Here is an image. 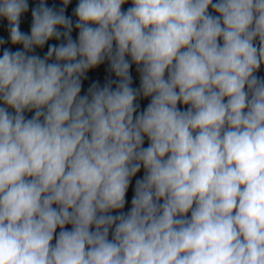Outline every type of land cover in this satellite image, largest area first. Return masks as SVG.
Here are the masks:
<instances>
[{"label": "clouds", "instance_id": "1", "mask_svg": "<svg viewBox=\"0 0 264 264\" xmlns=\"http://www.w3.org/2000/svg\"><path fill=\"white\" fill-rule=\"evenodd\" d=\"M0 264H264V0H0Z\"/></svg>", "mask_w": 264, "mask_h": 264}]
</instances>
